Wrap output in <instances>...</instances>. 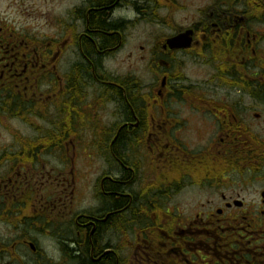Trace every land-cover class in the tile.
Returning a JSON list of instances; mask_svg holds the SVG:
<instances>
[{
  "label": "flooded vegetation",
  "instance_id": "flooded-vegetation-1",
  "mask_svg": "<svg viewBox=\"0 0 264 264\" xmlns=\"http://www.w3.org/2000/svg\"><path fill=\"white\" fill-rule=\"evenodd\" d=\"M57 1L56 29L26 35L17 27L21 7L36 21L44 17L36 10L44 0H0V115L53 141L0 145V161L7 156L3 161L13 163L0 176V216L15 231L0 238V264H264V188L248 204L242 188L229 185V174L243 167L264 182V0ZM137 22L162 29L148 51L160 71L151 102L138 79L117 77L103 63L123 44L127 24ZM186 31L189 48L168 45ZM182 57L208 75L188 82L174 74ZM86 88L114 103L121 117L104 130L112 135L107 147L93 151L95 157L103 151L109 170L94 182L88 207L74 165L69 177L64 163L46 169L39 159L48 152L64 156L68 136L88 131L83 123L95 117L84 110ZM181 104L190 117L181 116ZM253 105L261 109L251 111ZM29 117L58 123L27 127ZM187 129L210 138L189 149L180 138ZM244 135L256 138L252 143ZM71 149L75 154L76 145ZM129 152L140 156L129 159ZM37 164L43 169L24 172ZM148 167L152 177L139 178ZM186 188L200 198L182 218L165 200ZM68 247L77 255H66Z\"/></svg>",
  "mask_w": 264,
  "mask_h": 264
},
{
  "label": "rangeland",
  "instance_id": "rangeland-1",
  "mask_svg": "<svg viewBox=\"0 0 264 264\" xmlns=\"http://www.w3.org/2000/svg\"><path fill=\"white\" fill-rule=\"evenodd\" d=\"M68 3L72 4L71 0H68ZM2 8L4 4H1ZM21 11L23 14L17 16L19 25L17 27L23 31L26 35H30L36 31L38 33L47 32V34L51 33L56 29L55 21L53 20V15L60 11L62 7H59L57 0H44L36 10L38 9V14L43 15L44 17L33 20L31 14H27L28 10L25 7H21ZM15 9V8H14ZM11 9L8 12H11L12 17H16L15 10ZM35 22V23H34ZM49 24V25H47ZM162 30V29H161ZM160 28L156 23L153 22H137V23H128L125 29V40L122 45H120L112 54L105 58L104 67L108 72L116 75L117 77H130V79L136 78L141 84V92L144 94H149L151 97H154L155 87L159 85L160 82V71H158V66L154 67V62L148 55V51L159 40L160 36ZM184 60L183 64H181V69L173 72L177 74V72H181L182 75L186 76L188 82H193L194 80L204 79L208 75V71L205 67L199 65H195L188 57H182ZM74 56L70 55V60H73ZM63 62V69H64ZM86 99L84 104V110L87 113V116L90 115L95 117L94 121L88 123V121H84V125L86 126L84 134L79 136H68V145L69 151L66 152L64 156H60V153L52 152V153H41L44 156H39V159L42 162H45L47 165L46 169L49 167H58L61 163H64L66 166V171L68 176L70 177V168L74 165L75 170L77 171L76 175V188L81 185L84 189V205L88 207L92 204V198L94 196V182L100 176L102 170H109V162L105 160L104 153L98 152L97 156L93 155V151L95 148L105 149L109 144V140L111 141L112 135H109V138H106V134H104V130L110 128L115 124V122L120 121V115L117 113V106L111 102H101L97 97V90L94 88H86ZM251 111H258L261 109L257 106H252ZM119 108V107H118ZM179 112H181V116L185 119L191 116V110L187 107V104H181L180 109L177 106ZM151 110V109H150ZM160 110V109H159ZM158 110V111H159ZM154 111V110H152ZM117 115V116H116ZM58 120L59 114H58ZM58 120H49L42 121L41 117H38L37 121H35L32 117H29L26 120L27 127L31 122L35 124H39L45 127H53L52 125L57 124ZM75 122L73 123V125ZM71 125V126H73ZM70 125H68L69 127ZM95 128V129H91ZM102 129V130H100ZM68 132H72L69 127ZM81 132V130H80ZM33 133V132H32ZM31 133V127L26 128L24 123L12 120L7 118L4 115H0V145L3 147H9L13 143H27L29 139H33L34 143L45 144L49 140L43 138L39 135L41 133H37L35 136ZM194 131H189L188 129L182 132L180 138H182L183 142L187 145L189 149L192 147H198L200 144L205 143V139L208 140L210 136L206 134L205 136H194ZM254 139L256 136H252ZM252 137L248 135H244V139L251 140ZM264 139V129H260V136ZM49 143H53V141H49ZM55 143V142H54ZM253 143V142H252ZM72 144H75L77 147V151L75 154L73 153V149H71ZM195 144V145H194ZM94 146V148L92 147ZM79 149H85L86 151H82ZM8 151V150H7ZM79 151V152H78ZM5 154H9V152H5ZM133 154L136 159L139 158L140 154L129 152V159H131L130 155ZM89 156V157H88ZM72 157H75V162H72ZM150 157H154L158 164L160 162V156L158 154L152 153ZM7 158L4 156L2 161H0V176H6L11 170L13 165L12 162L5 163L3 159ZM41 162V163H42ZM43 165L37 164L34 167L26 166L23 167L24 172L33 171V170H42ZM58 169V168H56ZM20 170H22L20 168ZM115 173L117 174L118 167L116 165L113 168ZM149 171L141 170V177H145L147 173L148 176L143 178L144 180L150 179L153 175L152 168L148 167ZM3 173V174H2ZM260 175H264V167L260 170ZM231 182L229 185H233V187L242 188L244 191L243 196L248 204L254 203V201L258 200V195L255 194V191H258L260 188H264V182H259L254 180V173L251 167H243L238 173L229 174ZM261 180L264 178L261 177ZM260 180V181H261ZM191 188H186L180 191L179 195L176 197L168 198L165 200L168 206H172L175 210H180V217L184 218L191 214V208L193 202L200 198L192 191ZM82 196L80 200L75 203V206L78 207L81 204ZM199 201V200H197ZM202 201V200H200ZM178 212V211H176ZM152 217V216H149ZM153 218V217H152ZM152 218L150 220H152ZM8 217L4 218L3 215L0 216V238H10L14 234V230L12 226L8 224ZM56 228V223L53 224V229ZM70 237H73V231L70 227L69 230ZM120 232L114 233V236L117 240H120Z\"/></svg>",
  "mask_w": 264,
  "mask_h": 264
},
{
  "label": "water",
  "instance_id": "water-1",
  "mask_svg": "<svg viewBox=\"0 0 264 264\" xmlns=\"http://www.w3.org/2000/svg\"><path fill=\"white\" fill-rule=\"evenodd\" d=\"M168 45L171 48H186L190 46L189 32L186 31L171 39L167 40Z\"/></svg>",
  "mask_w": 264,
  "mask_h": 264
},
{
  "label": "bare ground",
  "instance_id": "bare-ground-1",
  "mask_svg": "<svg viewBox=\"0 0 264 264\" xmlns=\"http://www.w3.org/2000/svg\"><path fill=\"white\" fill-rule=\"evenodd\" d=\"M69 243L71 244V241L70 240H68V244ZM76 253H78L76 248H74V247H72L71 249H69V247L67 248L66 255L76 256L77 255Z\"/></svg>",
  "mask_w": 264,
  "mask_h": 264
},
{
  "label": "trees",
  "instance_id": "trees-1",
  "mask_svg": "<svg viewBox=\"0 0 264 264\" xmlns=\"http://www.w3.org/2000/svg\"><path fill=\"white\" fill-rule=\"evenodd\" d=\"M116 143H119V141L118 142H116ZM121 143H122V141H121ZM128 144L126 143V146H127ZM126 148H127V151H128V147H122V149L120 150L121 152H123V153H125V152H127L126 151Z\"/></svg>",
  "mask_w": 264,
  "mask_h": 264
}]
</instances>
